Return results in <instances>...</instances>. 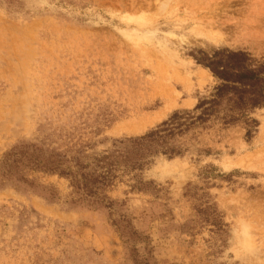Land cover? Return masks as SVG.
Returning a JSON list of instances; mask_svg holds the SVG:
<instances>
[{"label": "rangeland", "instance_id": "obj_1", "mask_svg": "<svg viewBox=\"0 0 264 264\" xmlns=\"http://www.w3.org/2000/svg\"><path fill=\"white\" fill-rule=\"evenodd\" d=\"M217 48L264 60V0H0V264H264V107L128 167Z\"/></svg>", "mask_w": 264, "mask_h": 264}, {"label": "trees", "instance_id": "obj_2", "mask_svg": "<svg viewBox=\"0 0 264 264\" xmlns=\"http://www.w3.org/2000/svg\"><path fill=\"white\" fill-rule=\"evenodd\" d=\"M194 58L208 68L216 80L211 93L199 98L193 109L174 112L154 129L130 138L134 144V157L128 163L129 168L140 166L143 152L152 153L154 150L150 147L165 144L167 136L210 119L219 120L224 125L238 122H245L249 127L256 125V120L249 115L264 107V60L229 48H217L208 53L199 51ZM170 155L174 154L170 152ZM87 179L84 186L88 185L89 176Z\"/></svg>", "mask_w": 264, "mask_h": 264}, {"label": "bare ground", "instance_id": "obj_3", "mask_svg": "<svg viewBox=\"0 0 264 264\" xmlns=\"http://www.w3.org/2000/svg\"><path fill=\"white\" fill-rule=\"evenodd\" d=\"M202 70H203V69H202ZM203 71H205V70H203ZM205 72L207 73V71H205ZM207 74H208V73H207ZM208 75H209V74H208ZM209 76H210V75H209ZM166 107L168 108V107H170V105H169V106H166ZM166 107H165V108H166ZM159 115H160V114H156L155 116L152 117L151 120L149 119L148 122H152L153 119H157V118L159 117ZM146 123H147V122H146ZM146 123H145V122L142 123L141 126H145ZM136 129H137V128H136ZM130 130H131V129H130ZM242 238H243V237H242ZM248 241H249V240H248L247 238H245L242 244H243L244 246H248V245H249V242H248Z\"/></svg>", "mask_w": 264, "mask_h": 264}]
</instances>
